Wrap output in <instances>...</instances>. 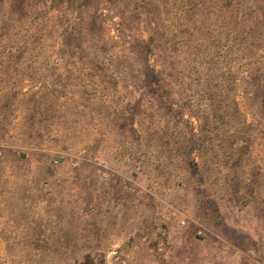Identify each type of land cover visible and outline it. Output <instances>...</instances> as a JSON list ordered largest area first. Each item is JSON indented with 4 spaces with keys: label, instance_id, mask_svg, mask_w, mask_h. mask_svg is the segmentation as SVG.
<instances>
[{
    "label": "rangeland",
    "instance_id": "1",
    "mask_svg": "<svg viewBox=\"0 0 264 264\" xmlns=\"http://www.w3.org/2000/svg\"><path fill=\"white\" fill-rule=\"evenodd\" d=\"M0 264H264V0H0Z\"/></svg>",
    "mask_w": 264,
    "mask_h": 264
}]
</instances>
